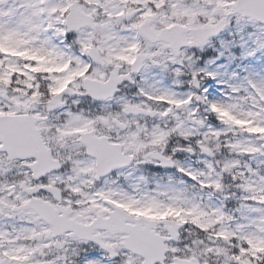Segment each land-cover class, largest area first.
<instances>
[{"label": "snow or ice", "instance_id": "snow-or-ice-1", "mask_svg": "<svg viewBox=\"0 0 264 264\" xmlns=\"http://www.w3.org/2000/svg\"><path fill=\"white\" fill-rule=\"evenodd\" d=\"M0 264H264V0H0Z\"/></svg>", "mask_w": 264, "mask_h": 264}]
</instances>
